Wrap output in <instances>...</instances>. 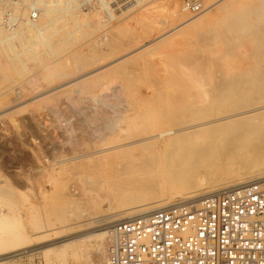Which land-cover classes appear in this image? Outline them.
I'll return each instance as SVG.
<instances>
[{"label":"rangeland","instance_id":"374dc122","mask_svg":"<svg viewBox=\"0 0 264 264\" xmlns=\"http://www.w3.org/2000/svg\"><path fill=\"white\" fill-rule=\"evenodd\" d=\"M47 1L52 8L56 7V12L51 13L52 16L43 15V21L41 20L39 23L40 25L43 23L41 25L42 31L31 27L30 35L25 29L23 30L22 26L24 27L28 21L36 24L35 21L38 18L33 20L30 17L31 13L37 12V16L40 18L42 13H39L38 6L35 4L37 0H17L14 2L3 0L0 4V27L5 32L0 36V258L12 255L10 253L14 251V248L11 250V246L15 245L13 235L22 232L29 242L28 248H30L26 249H32L34 254L16 257L12 261L10 260L9 264H63L65 262V264H106L107 237L100 238L101 233L107 231L104 230L106 227L113 226L118 222L107 225L108 222L96 224L95 221H103L110 214L132 210L135 207L155 201H160L158 203L162 204L160 206L173 205L186 200L188 195L181 189H170V186L165 185V180L161 181L160 175L163 176L162 172L166 170L167 165L164 153H157L147 146L128 152H122L118 149L104 150L144 139L158 123L170 122L174 118L179 117L184 120L196 118L198 121L210 119V114L215 111L211 102L214 98L213 91H216L215 88L225 79H228L229 75H239L238 72H234V67L242 64L244 60L241 59L245 57L244 54L247 55L249 52L251 59L257 61L256 57L260 56L262 52L260 46L264 44V35H261L264 31H261V26L258 28V25L255 26V29L251 28L254 29L253 32L250 29L248 31L241 24L235 29H229L223 21L228 13L217 12L215 9L211 11L212 13L208 11L207 14L209 15L204 16L206 20L203 18L202 24L190 28L189 32L173 36L172 42L166 49H163L164 51L155 50L157 53L153 51L146 55L132 54L128 59L133 61L137 58L138 60L131 63L129 60H127L129 63L124 61L126 66L124 65L125 67L120 72L113 73L115 76L112 74L111 82L114 84L112 86H115L114 81H121L126 77H136V91H139L138 88L140 87L139 89L147 93V98L152 97L154 102L150 97L148 99L143 98L146 99L144 102L138 93L133 92L128 96L126 95L128 99L123 96L124 101L122 98H114L112 95L110 97L112 101L109 100L107 105H95L97 102L94 103L95 101L90 97L93 94L89 96L90 99H81V104L77 103V105L67 96L57 98L50 93L48 96L53 95L48 97L50 102L46 100L43 103H36L37 105H33L34 108L31 107L30 110L28 108L30 106L23 107L47 96L41 97L40 95L51 91L59 84H65L77 78L58 80V85L56 83L49 84L42 73V65L46 63V60H42L44 62L40 63L43 58L41 57L42 53H39L40 50L46 49L45 55L49 52L48 59H51L48 60L49 63H67L68 61L69 65H72L71 70L80 77L96 69L98 65L104 66L112 58L114 60L140 45L150 44L158 36L172 30V28L200 17V13L190 14L186 12L188 15L181 13L184 0H180L178 5L176 4L177 6L174 0ZM202 1L204 10L213 4H209L208 0ZM32 3L33 5H31ZM246 11L249 14L253 12L251 8L246 9ZM232 15L234 17L240 16L239 18L242 17V19L249 18L248 14L243 15L238 11L233 12ZM17 28L20 31L19 29L15 30ZM253 33L256 34V39H253L255 38ZM15 34L16 36H14ZM114 37V41L118 44L117 47L123 50L109 47V45L113 46L112 42L114 41L112 39ZM212 38L216 40L212 42ZM248 38L252 42L248 41ZM55 41H59V51H61V54L59 52L56 58L50 54L53 47L52 42ZM249 42L251 43L249 44ZM242 44L245 49L248 44L246 51L242 49L244 47ZM255 44L257 46L259 44V46L257 47ZM90 45L96 46L98 52H101L98 53V56L103 58L101 62L98 60L91 62L90 58L94 55L90 54L85 60L88 62L85 66L81 63L82 61L68 60L72 50L83 48L82 51L87 52ZM240 45L243 47L239 48ZM250 45L252 49L248 48ZM231 46L232 48L235 47L232 51H236L237 47L239 48L237 51L240 54L235 52L238 53L236 56L239 55V59L237 57L239 62L236 60L235 53H230ZM255 46L260 51H257ZM217 47L219 51L222 48L221 51L223 52L217 51ZM124 50L126 51L121 52ZM173 60L175 63L172 62ZM87 65L88 67H86ZM147 66L150 67L147 68ZM168 67L169 69H167ZM173 69H177V75H182L183 84L186 83V80L187 82L194 81L193 85L185 84V87H182V83L169 82V78L174 73ZM246 79L242 78L241 80ZM33 80L37 81L38 85L35 91L30 92L31 87L27 85ZM190 82L189 85L192 84ZM21 87L23 90L26 88L25 93H21L23 92ZM19 88L20 90H18ZM105 88L107 86L103 89ZM183 88H189V90L194 88L189 100L195 107V111H204L202 116L199 112H194L195 114L180 112L176 113L177 116L172 112V107L168 105V100H165V97L169 94L173 96L172 94L178 90H183ZM16 89L17 91H15ZM103 89L95 90L97 94H100L98 91L106 92H103ZM14 93L20 94L21 100L17 95L16 98L19 101L16 102ZM33 98L35 99L34 102L32 101ZM261 102H264V99L259 101V103ZM16 105L20 107L22 105L25 111L20 107L19 110ZM99 107H102L101 110ZM12 109L16 111L14 112ZM117 109L122 113L124 112L123 125L122 129L117 128L118 132L112 135L107 130V122L109 123L110 115L115 117L114 112ZM225 109L229 111L227 107ZM19 111L20 113L24 112L16 115ZM198 114L199 116H197ZM107 115L108 117H106ZM103 116L104 118L101 119L100 117ZM113 118L111 117V119ZM23 119L24 122L22 123ZM130 125H134V127L131 128ZM102 138L105 140L102 141ZM241 151L243 154H240V161L245 162L248 159L249 147L244 146ZM218 156L204 159L203 164L194 171L196 173L192 172L186 181L197 185L201 175H203L208 179L207 182L218 186L227 178H242L250 171L248 167L239 170L241 166L236 164L238 161L230 164L228 158ZM112 170H160L154 175L159 182L161 181L158 184L160 186L141 192V187L135 181H129L134 177L133 174L111 176ZM137 178L139 180L143 177L138 175ZM85 189L87 190L85 191ZM118 191L127 193L126 196L128 197L124 201L117 200L115 202H110L105 198V196H114ZM98 193L101 195L98 205H90L88 199L97 198ZM129 198L130 201L134 202L128 201L131 203L128 204L127 199L129 200ZM143 210L147 211L148 206L143 207L140 212ZM85 224L88 225L83 227ZM47 228L49 232L46 233ZM95 235L96 237H94ZM80 238L84 239L83 245L78 243ZM86 239L88 241H85ZM4 242L7 244L2 249L1 246ZM61 242L65 243L64 248L53 250L49 253L51 256L41 251L43 247H57L62 244ZM66 245H68L67 248ZM59 256L65 260L59 259Z\"/></svg>","mask_w":264,"mask_h":264},{"label":"bare ground","instance_id":"6f19581e","mask_svg":"<svg viewBox=\"0 0 264 264\" xmlns=\"http://www.w3.org/2000/svg\"><path fill=\"white\" fill-rule=\"evenodd\" d=\"M46 1L45 0H37V2L35 3L38 6L37 9L39 10V13L40 12L42 13L40 18H39V16H37L38 19L35 21L36 24H33L34 22L30 23L32 21H28V23H25L24 27L20 24V26H22L23 30L25 29V31H27V33H29V35H30V28L31 27L38 28V30L42 31L41 25H43V23H41V25L39 23L41 22L43 15L46 14V15L49 16L51 13L56 12V9H55L56 7L52 8L48 4V1L47 2ZM208 1H209V4L210 3H213V4L210 7H208L207 9H205V10L203 8L202 12L200 13V17H198L196 19L188 20V21L180 24L178 27H176L174 29L172 28V30H170V31H168L166 33H163L160 36H158L150 44L147 43V44H144V45H140V46L136 47L134 50L128 52L127 54L124 53L126 55H124L122 57H119V58L117 57L114 60L112 58L111 59L112 61L109 60L110 62L108 61V63L106 65H104V66L98 65L96 69L90 71L89 73H87L85 75H81L80 77L77 76L76 72L71 70L72 69V67H71L72 65H69L68 61H67V63L66 62H62V63L51 62V63H49V61L51 60V59H48L49 58L48 57L49 56V52L47 53V55H45L46 54L45 53L46 49H44V51L40 50L39 53L40 54L42 53L41 57H43L41 59V61L42 60H46V63H43L44 61L40 62L41 64L43 63V65H42V73H43L45 79L47 80V82H49V84H51V83H56L57 84V81L61 80V79H70V78H75V77H77V78H75L73 80H70L69 82H67L65 84L64 83L63 84H59L58 83L59 85L58 84H57L58 86L55 85L56 87H54L51 91H47L43 95L42 94L40 95L41 97L44 96V95H47V96L42 97L40 100H37L36 102H34L35 99L33 98L32 101L34 103L31 102L30 104H26V106H24V107L22 105L20 107V106H18L19 105L18 104V105H16V107L18 106L17 107L18 109H19V107L20 108H22V107L25 108V107H28V106H30V107H28L29 109L31 107L34 108L33 105H37L38 103H43L46 100H47V102H50V101H48V97L53 96V95H55L57 98H60L61 96H67V97H69L68 99L71 100L72 102H74L76 104L77 103L81 104V102H82L81 99L84 100L86 98H89L90 95L94 94L93 96H90V97H91V99L93 101H95L94 103L97 102V104H95V105H98V104L107 105V102L109 103L110 101H112V100H110V97L112 95H114V98L118 97V98L121 99L123 96L126 98L129 94H132L133 92H136V93H138L140 95L142 100L145 102L146 99L144 100L143 98H147L148 95H147V93L144 90L139 89L140 87L138 88L139 91H136V87H135V85H136L135 80H137L136 77L135 78H127L126 77V78L122 79L121 81H118V80L114 81L115 82V86H112V85H114V84H112L113 82H111V79H113L112 74L113 73L115 74L116 72H120L126 66V64H124L123 62L129 60L128 58H130V56L132 54H135V53L137 54L138 53V55H143V54L146 55L147 53H150V52H153V51L157 53V51H155V50H159V51L161 50L162 51L164 48L166 49V47L168 45H170V42H172V37L173 36H177V35L183 34L185 32H189L190 28L199 26L200 24H202V19L207 14V12L209 11L210 13H212L211 11H213L214 9L217 12L220 11V12L228 13V16H226L223 19V21L227 24V27L229 29H232V28L235 29V27H237L238 25L241 24L247 30L250 29L252 31V30L255 29V26L258 25V28H259V26H261L262 28L260 27V30L264 31V0H208ZM24 2H26V1H24ZM179 2H180V0H174L175 5L176 4L178 5ZM31 5H33V3ZM31 5H29V6H31ZM105 6H107V4H105ZM34 7H36V6H34ZM248 8H251V10L253 12H251L249 14L248 11H246V9L248 10ZM236 11L242 13L243 15L248 14L249 18H246V19L243 18L244 19L243 20L242 17L239 18L240 16L239 17H234L232 15V13L236 12ZM181 13L185 14V15H188L183 7L181 9ZM20 15H18V16H20ZM30 15L32 16V13ZM207 15H209V14H207ZM50 16H52V15H50ZM22 18H23V16H22ZM1 23H3V22H1ZM21 23H22V21H21ZM53 27H54V25H53ZM19 28L15 29V30H18ZM251 28H254V29H251ZM19 31H20V29H19ZM19 31H18V34H19ZM11 32H13V31H11ZM59 32H61V31L59 30ZM4 33L5 32H3L1 27H0V36L2 34H4ZM15 33H16V31H15ZM16 34L14 36H16ZM255 35L256 34L253 33L254 37H255ZM261 35L263 36L264 32ZM241 36H243V35H241ZM11 37H12V35H11ZM99 37H100V35H99ZM33 38H35V37H33ZM64 38H63V40H64ZM216 38H218V37H216ZM256 38L257 37H255L253 39H256ZM112 40L114 41L115 37ZM211 40L213 42V40H216V39L212 38ZM257 40L259 41L260 38L257 39ZM104 41H105V39H104ZM248 41H251V40L248 38ZM140 42H142V41H140ZM140 42H139V44H141ZM251 42H249V44ZM58 44H59V41L58 42L57 41L52 42V46L53 47L51 49L50 54L52 56H54L55 58L59 54V52L61 54V51H59L60 45H58ZM112 44H113V46L109 45L110 48L112 47L114 49L116 48L118 50H123V49L117 47L118 44L115 41L112 42ZM50 45H51V43H50ZM242 45H240L239 48L244 46V45L243 46ZM247 45H246V49H245V46L242 48V49H245L244 51L247 50ZM255 45L257 46V44H255ZM212 46H214V44H212ZM232 46H231V50L229 48L230 53H233V52L235 53L237 51V49H239V48L237 47L236 51L235 50L232 51V49H235V47L232 48ZM258 46H259V44H258ZM249 47L252 49L251 45L248 46V48ZM260 47H261L262 52H261L260 56L256 57L257 61H253L251 59V57H250L251 55L249 54V52H247L248 53L247 54L246 52L243 51L244 53L247 54V55H245V54L243 55L241 53V55L245 56L244 58L242 57V59H241V60H244V61H242V64L240 66L236 65V67H234V72L235 73L238 72L237 74H239V75H229L228 79H225V81L220 83L217 86V88H215L217 90L213 91V93H214L213 97L214 98L211 100V102L213 103L212 105L215 107V109H214L215 111L210 114L211 115L210 119H208L206 121H198L196 118L193 119V120H184V119L179 118V117L178 118H174L170 122H166L165 121V122L158 123L153 128V131L144 139L137 140V141L131 142L129 144L118 145V146H115V147H112V148H109V149H106V150L103 149V150L104 151H112V150L118 149V150H120L122 152H128V151H134L136 149H143V148H146V146H147L148 148H151V149L155 150L157 153H160V154L164 153V157H165L164 159H166L167 165H166V170H164L162 172L163 176L160 175V177L162 178L161 181L165 180V182H164L165 185L166 186H170L169 187L170 189H174V188L177 189L178 188V189L183 190L185 192V194L188 195V197H186L187 198L186 200H182V201L177 202L175 204L185 203V202H188V201H191V200L194 201V202H198V201L201 200V198H203V197H205L207 195L218 193L219 191L222 192V191H225V190H228V189L230 190V189H233L234 187L235 188L236 187H240V186H243V185L248 184L250 182H253V181H256V180L264 178V102L259 103V101L261 99H264V44H262ZM80 49L76 48V49L72 50L69 53V59L68 60L82 61L81 63L83 64V66H85V64L88 63L85 60H87L89 54L90 55H94V56H92L90 58L91 62H92V60L93 61L98 60L99 62H101L102 59H103L102 56H100V57L98 56L99 52H98L96 46L90 45L88 47L87 52L82 51L83 48L81 50ZM221 49L219 51V48H218L217 51L223 52V51H221ZM253 50H254V47H253ZM258 50L259 49L257 48V51ZM125 51L126 50L121 51V52H125ZM237 52L240 54L239 51H237ZM254 52H256V51H254ZM238 53H235L236 60H237V57L239 56V55L236 56ZM255 55L257 56V53H255ZM233 59H234V57H233ZM238 59H239V57H238ZM131 60H129L130 63L135 61V60L137 61L138 59L136 58L133 61H131ZM237 61L239 62V60H237ZM30 62H31V60H30ZM163 62H164V60H163ZM172 62L175 63L174 60ZM160 65H161V63H160ZM86 67H88V65ZM148 67H150V66H147V68ZM167 69H169V67ZM176 70L173 69L174 73H172V77L169 78V80H168L169 82L174 81V83H180V84L182 83V87L185 84H187L188 86H192L193 85L194 81L193 82H190V81L187 82L186 80H185L186 83L183 84L184 82H182L181 79L184 80V78H181L182 75L180 76V74L177 75L176 74ZM170 72H171V70H170ZM78 75H80V74H78ZM242 78H247V79L242 81L241 80ZM165 79H167V78H165ZM160 81L162 83V79ZM169 82H167V83H169ZM189 82L192 83V84L189 85ZM37 85H38V82L33 80L32 82L28 83L27 86L31 87V89L30 88H28V89H30L31 90L30 92H32V91L36 90ZM53 86H51V87H53ZM105 86H107V88L103 89ZM213 86H212V88H213ZM22 87H21V89H22ZM48 87H50V86H48ZM98 88L99 89L101 88V89L104 90L103 92H105V91L106 92L102 93V90L101 91L97 90L98 93H100V94H97L95 89H98ZM18 90H20V88ZM24 90L26 91V88ZM24 90H23V92L19 91V93L20 92L21 93H25ZM190 90H189V88L188 89L187 88H183V90H178L177 92L175 91L176 92L175 94L171 93L173 96H171L169 94V96L165 97V100H168V105L172 107V112H174L175 115H176V113H180V112H182V113L183 112H185V113H191L192 112L191 114H195V113L199 112V110L195 111L196 110L195 107L192 106V104H191V102L189 100L190 99L189 97H191V95L193 94L192 90L191 91ZM15 91H17V89ZM17 93L16 94L14 93V95H15L14 97L15 98H16L17 95L19 96L21 94V93L20 94H17ZM50 93H52L53 95L48 96ZM75 94H76V96H75ZM20 96H19V99H20ZM80 96H81V98H80ZM52 98H54V97H52ZM36 99H37V97H36ZM54 99H56V98H54ZM124 99H123V101H124ZM126 99H128V98H126ZM150 99H152V102L155 101V100L153 101L152 97H150ZM16 100H17V98H16ZM50 100H51V98H50ZM8 101L10 103V100H8ZM18 101L19 100H17L16 102H18ZM147 101H149V100H147ZM150 102H151V100H150ZM13 103H15V102H13ZM116 103H117V101H116ZM8 105H10V104H8ZM8 105H6V106H8ZM226 107H227V109L229 111H227L225 109ZM101 108H100V110H101ZM13 109H15V107ZM104 109H106V108H104ZM109 110H107V111L109 112ZM206 110H208V108H206ZM24 111H22L21 113H23ZM10 112H12V111H10ZM10 112H8V113L10 114ZM21 113L19 111V112H17L16 115L21 114ZM102 113H104V112H102ZM123 113L121 111H118V109H117V111L114 112V114H115L114 118H113V116L110 115V117H109L110 120L108 119L109 123L107 122V130L109 131L110 134L113 135L114 133L118 132L117 130L119 128L122 129V125H123L122 122H123V119H124ZM203 113H204V111L199 112V114L201 116L203 115ZM105 114H106V112H105ZM114 114H112V115H114ZM199 114L197 116H199ZM11 115H10V117H11ZM98 115H99V111H98ZM106 117H108V115ZM111 117L113 119H111ZM100 118L102 119V118H104V116L100 117ZM140 118H141V116H140ZM98 119H99V117H98ZM20 122H21V119H20ZM23 122H24V119L22 120V123ZM132 126L134 127V125H130L131 128H132ZM102 139H103L102 141L105 140V138H102ZM136 144H141V145L137 146ZM244 146L249 147L248 159L245 162L240 161V154L241 155L243 154V152L241 150H242V148ZM96 153L98 154V151ZM218 155H220L222 158H225V159L228 158L230 160V162H231V163L229 162L230 164H234V162L236 163V161H238V163H236V164H239L241 166L239 168V170L246 169L248 167V169L250 171L247 174H245V176L242 177V178H237V177L227 178V179H225L222 182V184H220L218 186L207 182L208 179L206 178V176L203 177V175H201L202 177H200L199 184H197V185L192 184V182H187L186 181V179L192 174V172L196 171L203 164L202 162H203L204 159H207L209 157H217ZM250 167H252V168H250ZM159 171L160 170H112V174H110V175L111 176H115L117 174H120V175H122V174H133L134 177L129 179V181H135V183L138 184L139 187H141V189H142L141 192H143V191H146V190H149V189H155L157 186H160L158 184L161 181L159 182L154 177V175L157 174L156 172L159 173ZM194 173H196V172H194ZM138 175L142 176L143 178L138 180V178H137ZM148 185H150V187H148ZM196 189H198V190H196ZM215 189H219V190H215ZM86 190L87 189H85V191ZM212 190H215V191H218V192H215V191H212ZM206 191H208V192H206ZM126 194L127 193H121L120 191H118L114 196H112V197L111 196H105V198L107 200H109L110 202H115L117 200L124 201V199L126 197H128V196H126ZM83 197H84V195H83ZM99 197H101V195H99V193H98L97 194V198L95 197V198L88 199L89 204L93 205V206H97L98 205V201H99ZM131 200H133V199H131ZM128 201H130V198H129V200L127 199V203H128ZM130 202H132V201H130ZM159 202L160 201H155V202H152V203L141 205L139 207H135L132 210H126V211H123V212H120V213H113V214H110L107 217L105 216L106 217L105 220H103V221H98L97 220L94 223L97 224V223H101V222H108L107 225H110V224H114V223H117V222H120V221H123V220H128V219L134 218V217L139 216V215H144V214L150 213L152 211L163 209V208H167V207L171 206V205H169V206H160L162 204H158ZM128 204H131V203H128ZM147 206H148V210L147 211L143 210V212H140V211H142L143 207H147ZM0 216H1V214H0ZM125 216H128V217L126 218ZM5 220H7V219H5ZM87 225L88 224H85L83 227H85ZM113 226L106 227V229H104V230H107V231H103L101 233V237L100 238L104 239V237H107V250H108V234H109V231H110L108 229L112 228ZM98 230L100 231V229H98ZM47 232H49L48 228L46 229V233ZM92 235H94V234H92ZM97 236H99V235H97ZM13 237H14L13 239H14L15 245L11 246L12 247L11 250H13V248H14V251H12L10 253V254H12L11 256H7L6 258H2L1 257L0 258V264H9L16 257L18 258L19 256H22V255H30V254L32 255V254H34V252L31 251L32 249L31 250H27L26 249V248H28L29 242H28V238L26 237V235L24 233H22V232L21 233H14ZM94 237H96V235ZM90 239H92V238L90 237ZM85 241H88V240L86 239ZM78 243L79 244H82V243L84 244L85 243L84 239L82 240L80 238ZM6 244H7L6 242L2 243L1 248L4 249ZM64 244L65 243H62L61 245H59L57 247H43V249H41V251L48 255L53 250H56V249H59V248H64ZM67 246L68 245H66V248H67ZM38 251H40V250H38ZM62 251H63V249H62ZM7 254H9V253H7ZM62 254L64 255V252ZM5 255H6V253H5ZM60 256H61V252H60ZM60 256H59V259L61 258ZM63 260H65V259L63 258ZM63 262H65V261H63ZM65 263H63V264H65ZM106 264H107V254H106Z\"/></svg>","mask_w":264,"mask_h":264},{"label":"built area","instance_id":"2783aa9c","mask_svg":"<svg viewBox=\"0 0 264 264\" xmlns=\"http://www.w3.org/2000/svg\"><path fill=\"white\" fill-rule=\"evenodd\" d=\"M183 8L199 14L203 1ZM107 264H264V178L118 222Z\"/></svg>","mask_w":264,"mask_h":264}]
</instances>
